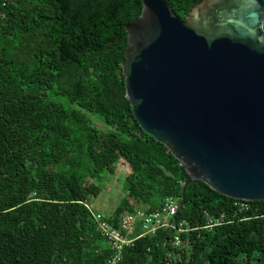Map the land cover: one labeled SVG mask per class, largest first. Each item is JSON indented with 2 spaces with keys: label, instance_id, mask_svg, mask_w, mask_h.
<instances>
[{
  "label": "trees",
  "instance_id": "trees-1",
  "mask_svg": "<svg viewBox=\"0 0 264 264\" xmlns=\"http://www.w3.org/2000/svg\"><path fill=\"white\" fill-rule=\"evenodd\" d=\"M166 1L185 20L202 0ZM141 10L142 0H0V264H108L83 202L119 167L124 194L99 211L112 226L172 196L175 220L193 229L182 246L167 228L139 237L115 264H264V199L240 207L201 180L183 190L182 162L134 117L124 24Z\"/></svg>",
  "mask_w": 264,
  "mask_h": 264
},
{
  "label": "water",
  "instance_id": "water-1",
  "mask_svg": "<svg viewBox=\"0 0 264 264\" xmlns=\"http://www.w3.org/2000/svg\"><path fill=\"white\" fill-rule=\"evenodd\" d=\"M124 26L125 97L189 173L182 189L264 199V0H202L185 20L142 0Z\"/></svg>",
  "mask_w": 264,
  "mask_h": 264
},
{
  "label": "built area",
  "instance_id": "built-area-1",
  "mask_svg": "<svg viewBox=\"0 0 264 264\" xmlns=\"http://www.w3.org/2000/svg\"><path fill=\"white\" fill-rule=\"evenodd\" d=\"M236 204L240 207H247L245 200H239ZM85 206L88 208L97 227L112 250L108 264H115L121 261L123 251L126 247L132 246L134 241L139 237L154 235L160 228H167L174 232L173 242L175 246L184 245L180 237L181 232L193 229L184 220H175L174 216L178 209V199L172 196L165 197L158 209L148 211L145 208L139 207L125 213L119 220L117 226H112L105 219L107 216L99 211H95L92 204L85 202ZM204 214L208 218L204 227L211 228L217 223L206 211Z\"/></svg>",
  "mask_w": 264,
  "mask_h": 264
},
{
  "label": "rangeland",
  "instance_id": "rangeland-1",
  "mask_svg": "<svg viewBox=\"0 0 264 264\" xmlns=\"http://www.w3.org/2000/svg\"><path fill=\"white\" fill-rule=\"evenodd\" d=\"M92 121L97 126L103 127L102 122L95 117H92ZM119 168L116 174H103L102 182L100 184V193L96 197H88L86 200H84V205L85 202L87 204H92L95 211H101L104 212V214H109L114 209L117 202L124 194V187L126 184V170L124 168Z\"/></svg>",
  "mask_w": 264,
  "mask_h": 264
}]
</instances>
